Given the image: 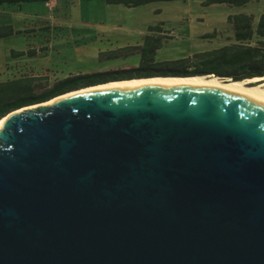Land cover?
<instances>
[{
  "label": "water",
  "instance_id": "obj_1",
  "mask_svg": "<svg viewBox=\"0 0 264 264\" xmlns=\"http://www.w3.org/2000/svg\"><path fill=\"white\" fill-rule=\"evenodd\" d=\"M29 107L0 130V264H264L261 106L140 86Z\"/></svg>",
  "mask_w": 264,
  "mask_h": 264
},
{
  "label": "rangeland",
  "instance_id": "obj_2",
  "mask_svg": "<svg viewBox=\"0 0 264 264\" xmlns=\"http://www.w3.org/2000/svg\"><path fill=\"white\" fill-rule=\"evenodd\" d=\"M241 13L254 16L257 24L264 0L244 7H204L201 0H187L137 8L104 0H57L52 11L47 1L1 5L0 24L12 25L15 34L0 39V82L35 75L47 76L52 85L70 77L127 76L141 61V53L128 47L144 45L147 35L163 37L154 62L184 59L193 69L195 54L229 43L228 18ZM157 26L161 34L150 32ZM29 50L42 54L29 56Z\"/></svg>",
  "mask_w": 264,
  "mask_h": 264
},
{
  "label": "trees",
  "instance_id": "obj_3",
  "mask_svg": "<svg viewBox=\"0 0 264 264\" xmlns=\"http://www.w3.org/2000/svg\"><path fill=\"white\" fill-rule=\"evenodd\" d=\"M47 0H0L1 5H21L24 2H37ZM108 5H123L127 8L157 2H174L187 0H104ZM204 7L213 5H228L230 7H244L250 3L261 0H201ZM233 29V36L228 44L195 54L193 69L184 59L154 62V57L160 49L162 36L147 35L142 46L128 47L131 52L141 53L139 68L135 73L127 76L100 77V75L70 77L50 85L48 77L22 76L0 82V120L7 114L24 107L41 104L59 97L68 92L80 90L85 87L110 82L113 80L149 78V77H186V76H215L227 78L232 81H245L249 79L264 78V13L255 24L254 16L241 13L228 18ZM150 32H159L160 27H151ZM15 34L12 25H0V39ZM212 36H207L210 38ZM35 53L29 50L27 54ZM25 53H16L20 56Z\"/></svg>",
  "mask_w": 264,
  "mask_h": 264
},
{
  "label": "bare ground",
  "instance_id": "obj_4",
  "mask_svg": "<svg viewBox=\"0 0 264 264\" xmlns=\"http://www.w3.org/2000/svg\"><path fill=\"white\" fill-rule=\"evenodd\" d=\"M140 86L178 87L187 86L200 89H208L223 92L234 97L252 101L264 109V78L249 79L245 81H232L215 76H188V77H153L149 79H133L129 81L110 82L103 85L82 88L58 98L52 99L40 105H34L26 109L38 107H50L62 99L75 98L79 95L99 91L128 90ZM24 110V109H23ZM21 110V111H23ZM7 118L0 120V130Z\"/></svg>",
  "mask_w": 264,
  "mask_h": 264
},
{
  "label": "crops",
  "instance_id": "obj_5",
  "mask_svg": "<svg viewBox=\"0 0 264 264\" xmlns=\"http://www.w3.org/2000/svg\"><path fill=\"white\" fill-rule=\"evenodd\" d=\"M47 2H49V0H47ZM57 5V2H56V4H55V6ZM2 24V23H1ZM0 24V25H1ZM7 25V24H6ZM44 29V30H46L47 29V27H41V28H39V29ZM42 53H33V54H27V55H29V56H33V57H37V56H39V55H41ZM35 76V75H34ZM35 77H40V76H35ZM58 81H60V80H58ZM57 81V82H58Z\"/></svg>",
  "mask_w": 264,
  "mask_h": 264
},
{
  "label": "built area",
  "instance_id": "obj_6",
  "mask_svg": "<svg viewBox=\"0 0 264 264\" xmlns=\"http://www.w3.org/2000/svg\"><path fill=\"white\" fill-rule=\"evenodd\" d=\"M57 0H49V9L50 11L53 10V8L55 7V4H56Z\"/></svg>",
  "mask_w": 264,
  "mask_h": 264
},
{
  "label": "flooded vegetation",
  "instance_id": "obj_7",
  "mask_svg": "<svg viewBox=\"0 0 264 264\" xmlns=\"http://www.w3.org/2000/svg\"><path fill=\"white\" fill-rule=\"evenodd\" d=\"M116 79H121V78L118 77V78H116Z\"/></svg>",
  "mask_w": 264,
  "mask_h": 264
}]
</instances>
